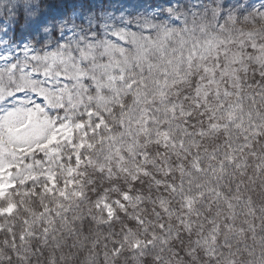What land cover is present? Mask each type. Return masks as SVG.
Returning a JSON list of instances; mask_svg holds the SVG:
<instances>
[{
	"label": "clouds",
	"instance_id": "1",
	"mask_svg": "<svg viewBox=\"0 0 264 264\" xmlns=\"http://www.w3.org/2000/svg\"><path fill=\"white\" fill-rule=\"evenodd\" d=\"M188 2L195 30L189 14L151 68L43 104L47 134L7 158L0 264H264V0L219 22L223 0ZM0 3L8 26L47 7Z\"/></svg>",
	"mask_w": 264,
	"mask_h": 264
},
{
	"label": "snow or ice",
	"instance_id": "2",
	"mask_svg": "<svg viewBox=\"0 0 264 264\" xmlns=\"http://www.w3.org/2000/svg\"><path fill=\"white\" fill-rule=\"evenodd\" d=\"M229 2L223 0L214 10L218 22L235 18L231 9L223 10ZM7 11L14 15L10 6ZM189 14L195 30V8L188 0H47L42 11L26 4L10 26L0 20V104L14 101L0 108V188L12 186L5 168L18 166L7 158L25 151L23 141L47 134L44 103L72 104L74 93L79 96L88 84L101 98L104 87L124 79L131 61L151 68L149 54L163 52L177 34L175 25L182 23L187 32ZM65 130L61 124L40 146L47 147Z\"/></svg>",
	"mask_w": 264,
	"mask_h": 264
}]
</instances>
